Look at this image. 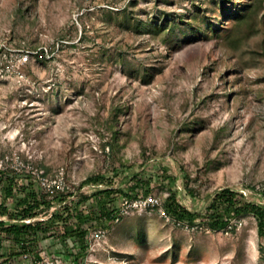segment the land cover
<instances>
[{"label":"rangeland","instance_id":"374dc122","mask_svg":"<svg viewBox=\"0 0 264 264\" xmlns=\"http://www.w3.org/2000/svg\"><path fill=\"white\" fill-rule=\"evenodd\" d=\"M0 172L91 194L84 209L107 178L154 176L85 254L52 237L23 253L0 230V264H264L253 216L211 230L163 207L171 188L192 209L224 186L264 202V0H0Z\"/></svg>","mask_w":264,"mask_h":264},{"label":"trees","instance_id":"16d2710c","mask_svg":"<svg viewBox=\"0 0 264 264\" xmlns=\"http://www.w3.org/2000/svg\"><path fill=\"white\" fill-rule=\"evenodd\" d=\"M248 14V10L242 9L235 18L236 22L243 21ZM157 175L161 182L169 179L167 175ZM153 178V175L147 180L137 176L135 181L125 188L112 186L114 179L107 178L106 185L92 193L94 198L84 209L79 208L78 204L89 199L91 194H82L78 201L72 202L68 200L71 193L54 189L52 195L46 198L33 187V180L25 187L17 183V178L13 174L4 176V173L0 172V186L5 182V193L16 195L11 209L0 202V214L9 215L8 219H0V230L11 236L23 253L32 252L39 240L52 237L63 245L66 240L70 241V247L67 248L74 257L81 252L83 255L88 248L86 237L89 226L93 224L103 226L116 217L117 195L127 199L144 198L151 190L150 183ZM99 179L98 175H91L86 181L96 182ZM18 191L21 193L20 196L17 195ZM186 191L191 196L195 194L190 188ZM258 192L264 196V188ZM54 202L62 203L59 210L51 212L45 219L36 218L40 211L49 208ZM163 207L165 212L179 223L206 225L211 230L225 229L233 219L251 215L256 220V230L261 238L259 250L263 249L264 202H259L234 187L224 186L216 190L211 194L209 201L199 209H192L180 202L176 197V188H171L164 199ZM23 219L31 220L26 222L22 221Z\"/></svg>","mask_w":264,"mask_h":264}]
</instances>
